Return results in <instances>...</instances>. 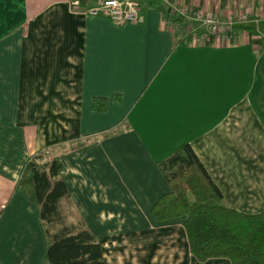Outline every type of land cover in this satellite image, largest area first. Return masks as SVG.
I'll return each mask as SVG.
<instances>
[{
    "label": "crops",
    "instance_id": "0c3cea01",
    "mask_svg": "<svg viewBox=\"0 0 264 264\" xmlns=\"http://www.w3.org/2000/svg\"><path fill=\"white\" fill-rule=\"evenodd\" d=\"M177 1L248 20L188 42L164 0H138L141 20L121 25L78 0H0V264H44L20 185L39 152L59 158L67 222H84L103 264H232L197 260L182 218L152 217L169 192L156 162L188 143L225 205L264 211V0Z\"/></svg>",
    "mask_w": 264,
    "mask_h": 264
},
{
    "label": "trees",
    "instance_id": "16d2710c",
    "mask_svg": "<svg viewBox=\"0 0 264 264\" xmlns=\"http://www.w3.org/2000/svg\"><path fill=\"white\" fill-rule=\"evenodd\" d=\"M93 0H78L83 8ZM176 17L174 22L181 23ZM93 101L96 110L104 103ZM37 153L24 166L20 185L39 206L47 237L44 264H103L101 248L81 219L68 223L69 194L58 177L60 162ZM169 192L153 205L156 221L182 218L191 253L199 261L228 258L232 264H264V211L250 214L228 207L188 143L156 162Z\"/></svg>",
    "mask_w": 264,
    "mask_h": 264
},
{
    "label": "built area",
    "instance_id": "2783aa9c",
    "mask_svg": "<svg viewBox=\"0 0 264 264\" xmlns=\"http://www.w3.org/2000/svg\"><path fill=\"white\" fill-rule=\"evenodd\" d=\"M164 1L168 4L172 16L182 18L186 22L185 26H180V23L172 21V26L182 38L188 39V42L205 40L212 34L227 38L232 35L233 25L236 22L248 20L247 14H237L222 19L212 12L192 11L180 6L177 0ZM83 12L92 16L105 15L114 24L119 25L137 23L141 20L138 0H95L94 4L84 9Z\"/></svg>",
    "mask_w": 264,
    "mask_h": 264
}]
</instances>
